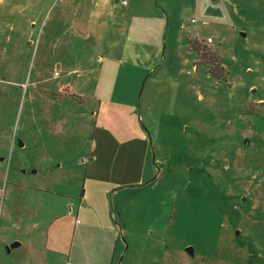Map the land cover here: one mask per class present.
Wrapping results in <instances>:
<instances>
[{
  "label": "rangeland",
  "instance_id": "obj_1",
  "mask_svg": "<svg viewBox=\"0 0 264 264\" xmlns=\"http://www.w3.org/2000/svg\"><path fill=\"white\" fill-rule=\"evenodd\" d=\"M92 8L0 0V264H264V0Z\"/></svg>",
  "mask_w": 264,
  "mask_h": 264
},
{
  "label": "crops",
  "instance_id": "obj_2",
  "mask_svg": "<svg viewBox=\"0 0 264 264\" xmlns=\"http://www.w3.org/2000/svg\"><path fill=\"white\" fill-rule=\"evenodd\" d=\"M88 2H89L90 5L93 6V8L91 10H89L90 14L91 15H99V14H101V12L103 10H106V9H108V7L112 6L114 0H88ZM120 3H121V0H120ZM105 6H107V7L105 8ZM75 7H76V5H75V3H73L72 8H71L72 13L73 12L75 13ZM190 40H192V39H190ZM187 48H188V45H187ZM23 173H25V172L23 171ZM247 214L248 215L246 217H243V221L246 220L243 223V226H244L243 228L245 229V231H246V228H247L246 234H248L250 232V230L255 229L257 226L260 227V229L264 228V209H262L260 211V213H257L254 210V207H250L248 209ZM251 218H253L254 220L251 221L250 220ZM33 225H35V224H33ZM117 228L118 227H115V228L110 227L109 228L110 234H112V238L114 239V241H113V247H114L113 250H114V252H115V248L117 247V244H119V241H118V238H117L118 234L115 233V235H114V229L117 231ZM22 245H23V243H22ZM19 246H20V244H19ZM71 249H72V247H71ZM71 249L68 252L69 255L71 253ZM113 250H112V252H113ZM114 252H113V254H114ZM87 263L88 264H105V261L103 262L101 260V262H100V260H98V259H91ZM27 264H30V263L27 262ZM35 264H42V262L38 263V261H36ZM109 264H113V255L110 258Z\"/></svg>",
  "mask_w": 264,
  "mask_h": 264
},
{
  "label": "trees",
  "instance_id": "obj_3",
  "mask_svg": "<svg viewBox=\"0 0 264 264\" xmlns=\"http://www.w3.org/2000/svg\"><path fill=\"white\" fill-rule=\"evenodd\" d=\"M187 45H188V49L192 50L197 55V59H198L199 63H201L202 57H205V55L202 54L201 50L199 49L197 40L196 39H192V40L187 39ZM214 61L215 60L213 58V59H211V60L206 62L207 64L211 65V69L209 70V73L212 76H215L216 79L223 80L224 79V74H225L224 73V69H223V67L221 65L220 68H218V66H217L219 72H217L216 70H213L216 67V65L213 63ZM215 63H216V61H215ZM203 64H205V63H203Z\"/></svg>",
  "mask_w": 264,
  "mask_h": 264
},
{
  "label": "water",
  "instance_id": "obj_4",
  "mask_svg": "<svg viewBox=\"0 0 264 264\" xmlns=\"http://www.w3.org/2000/svg\"><path fill=\"white\" fill-rule=\"evenodd\" d=\"M247 145H248V142L245 141V146H247ZM28 173H30V174H34V173H36V171H35V170H29ZM18 246H19V243H17V242H14V243H12L11 245L7 246V247H6V251H7V253H10V251H11L12 249L17 248ZM185 252H186L190 257H193V255H194L193 248H191V247L186 248V249H185Z\"/></svg>",
  "mask_w": 264,
  "mask_h": 264
},
{
  "label": "built area",
  "instance_id": "obj_5",
  "mask_svg": "<svg viewBox=\"0 0 264 264\" xmlns=\"http://www.w3.org/2000/svg\"><path fill=\"white\" fill-rule=\"evenodd\" d=\"M121 4H126V0H121ZM206 43H211V40L210 39H208L207 41H206Z\"/></svg>",
  "mask_w": 264,
  "mask_h": 264
}]
</instances>
